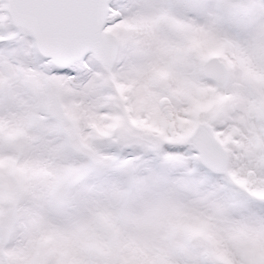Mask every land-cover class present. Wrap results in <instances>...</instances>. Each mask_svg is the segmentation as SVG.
I'll use <instances>...</instances> for the list:
<instances>
[{
    "label": "snow or ice",
    "instance_id": "snow-or-ice-1",
    "mask_svg": "<svg viewBox=\"0 0 264 264\" xmlns=\"http://www.w3.org/2000/svg\"><path fill=\"white\" fill-rule=\"evenodd\" d=\"M0 264H264V0H0Z\"/></svg>",
    "mask_w": 264,
    "mask_h": 264
}]
</instances>
